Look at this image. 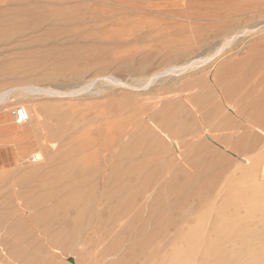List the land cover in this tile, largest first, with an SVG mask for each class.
I'll return each mask as SVG.
<instances>
[{"label": "rangeland", "instance_id": "374dc122", "mask_svg": "<svg viewBox=\"0 0 264 264\" xmlns=\"http://www.w3.org/2000/svg\"><path fill=\"white\" fill-rule=\"evenodd\" d=\"M262 131L264 0H0V264H264Z\"/></svg>", "mask_w": 264, "mask_h": 264}, {"label": "bare ground", "instance_id": "6f19581e", "mask_svg": "<svg viewBox=\"0 0 264 264\" xmlns=\"http://www.w3.org/2000/svg\"><path fill=\"white\" fill-rule=\"evenodd\" d=\"M13 4V3H12ZM19 4V3H18ZM249 26V25H248ZM263 26V25H262ZM251 27H253V26H250V28ZM260 27V26H259ZM262 28V27H261ZM259 29V28H258ZM249 30V29H248ZM254 30H255V28H254ZM253 30V31H254ZM235 33V32H234ZM249 33V32H248ZM236 34V33H235ZM247 34V33H246ZM251 34H252V32H251ZM258 34V33H257ZM230 35H233V33H231ZM238 35V34H237ZM254 35V34H253ZM243 36V35H242ZM247 36V35H246ZM232 37V36H231ZM245 37V36H244ZM253 38H255V37H253ZM252 38V39H253ZM237 39V38H236ZM238 40V39H237ZM237 40H234V41H237ZM243 40V39H242ZM233 43V42H232ZM234 44V43H233ZM244 47V46H243ZM239 51V50H238ZM237 52V51H236ZM235 52V53H236ZM232 55V54H231ZM232 83V84H231ZM230 83V86H229V94H230V96L232 97V98H234L235 96H236V90H235V88L232 86L233 85V82H231ZM77 84V83H76ZM55 85V84H54ZM50 86H51V84H50ZM53 86V85H52ZM72 86V85H71ZM48 88V89H47ZM47 88H43V87H39V86H37L36 88H35V90L37 91V92H41V93H50V92H53L54 91V93H56L55 92V90L53 89H49V88H51V87H47ZM34 89V88H33ZM35 92V91H34ZM31 93V92H30ZM54 93H52V94H54ZM38 94H40V93H38ZM51 94V93H50ZM232 107V111L234 112V111H236V106L235 105H231ZM49 108V107H48ZM27 109V108H26ZM51 110V109H50ZM238 110H239V108H238ZM239 112H240V110H239ZM27 113H28V118L30 117V114H29V111L27 110ZM212 114V113H211ZM213 116V115H212ZM39 117V116H38ZM200 117V116H199ZM215 118V117H214ZM241 118V117H240ZM200 119V121H201V118H199ZM200 123H202V122H200ZM202 126V125H201ZM57 130H58V132L57 133H60L59 132V128L57 127ZM202 131H203V133L205 134L204 136L205 137H208V135H207V133H206V130H205V128H203L202 127ZM263 132V131H262ZM264 133V132H263ZM174 146V145H173ZM176 146V145H175ZM174 146V147H175ZM172 147V146H171ZM54 148V147H53ZM176 148V147H175ZM229 160V159H228ZM246 161V160H245ZM248 161V160H247ZM1 162V161H0ZM241 163V162H240ZM235 164V163H234ZM252 164V163H251ZM251 166V165H250ZM249 166V167H250ZM244 168V167H243ZM245 171V170H244ZM264 172V171H263ZM108 173V172H107ZM204 174V173H203ZM231 174V173H230ZM230 174H229V176H230ZM260 174V173H259ZM209 187V186H208ZM208 187L206 186V188H207V190H208ZM213 187V186H212ZM205 188V187H204ZM215 188V187H214ZM225 188V187H224ZM202 189V188H201ZM200 189V190H201ZM206 190V191H207ZM202 191H203V189H202ZM211 191V190H210ZM199 192V191H198ZM201 192V191H200ZM212 193H214V192H212ZM210 194V193H209ZM109 195V194H108ZM212 195V194H211ZM211 195H209V196H211ZM115 197V196H114ZM202 198V197H201ZM205 199V198H204ZM104 205V204H103ZM107 205V204H106ZM222 212V211H221ZM219 213H220V211H219ZM181 215H182V213H181ZM184 215V214H183ZM182 215V216H183ZM178 216V215H177ZM179 217V216H178ZM177 218V217H176ZM179 219H180V217H179ZM19 221H21V219L19 218ZM36 221H38V220H36ZM123 222V221H122ZM38 223H39V221H38ZM244 235V234H243ZM240 236H242V235H240ZM23 237L25 238V236L23 235ZM71 247V246H70ZM73 247H74V245H73ZM70 249V248H69ZM73 249V248H72ZM70 251V250H69ZM70 253V252H69ZM4 254V253H3ZM14 255H16V259L17 260H27V261H25V263H24V261H22V263H24V264H42V262L40 261V260H43L38 254H34V256H30V257H27L26 256V254H24L23 252H17V251H14V253H13ZM57 254V253H56ZM71 256V255H70ZM69 258V257H68ZM67 258V259H68ZM72 258V257H71ZM69 262V261H68ZM67 264V263H66ZM113 264H115V263H113Z\"/></svg>", "mask_w": 264, "mask_h": 264}, {"label": "built area", "instance_id": "2783aa9c", "mask_svg": "<svg viewBox=\"0 0 264 264\" xmlns=\"http://www.w3.org/2000/svg\"><path fill=\"white\" fill-rule=\"evenodd\" d=\"M12 116L17 124H23L27 122L28 118V113L27 109L24 106H16L12 109Z\"/></svg>", "mask_w": 264, "mask_h": 264}, {"label": "crops", "instance_id": "0c3cea01", "mask_svg": "<svg viewBox=\"0 0 264 264\" xmlns=\"http://www.w3.org/2000/svg\"><path fill=\"white\" fill-rule=\"evenodd\" d=\"M11 114H12V111H11ZM11 128H13V127H11ZM14 152V151H13ZM2 158H0V160H1ZM3 161V160H2Z\"/></svg>", "mask_w": 264, "mask_h": 264}]
</instances>
